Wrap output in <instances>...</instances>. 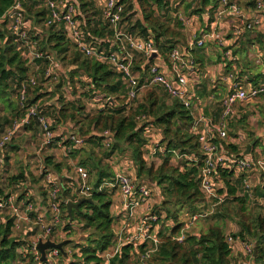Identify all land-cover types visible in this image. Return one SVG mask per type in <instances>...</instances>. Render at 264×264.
<instances>
[{
    "label": "trees",
    "instance_id": "1",
    "mask_svg": "<svg viewBox=\"0 0 264 264\" xmlns=\"http://www.w3.org/2000/svg\"><path fill=\"white\" fill-rule=\"evenodd\" d=\"M67 1L75 5L78 11L76 19L83 23L82 26L89 41L96 47L106 49L107 51L117 50L114 44L113 32L103 15V9L100 18L97 16L100 11H96L93 0ZM253 1L249 3L250 6L254 4ZM167 2L169 0H120V3L126 6L123 14V23H125L126 16L127 21L130 23L132 12L140 13V18L134 24H131V29L128 32L140 31L143 38L152 35L158 44L165 64L169 65L168 52L176 47L185 48L188 52V46H177L178 38L175 37L176 33L174 30L182 29L184 31L178 18L175 17L176 21L172 25L167 20H162L158 14V11H161L169 4ZM17 3H20L22 6L27 24L30 23V34H32L33 41L38 42V50L50 53L56 60H59L61 63L63 62L65 66L72 67V74L83 77L89 86L86 97L90 95L94 98L103 96L107 99V105L111 107L110 110L103 109L95 115L81 119V111L84 107L78 106L76 101L65 102L61 98V95L59 103L61 102L62 106L57 111L54 123L67 128V131L70 132H75L76 128L74 129V127L80 125L79 131L76 130V132L80 136L86 137L87 143L90 144L89 149H83L80 152H89V157L91 158L96 155L95 151L98 149L97 141L101 142L104 140L103 136L95 135L96 132L103 134L109 131L114 137L115 144L111 145L110 148L112 150L106 156L110 157L115 151L121 150L119 145H128L132 151L133 161L137 169V178H148L152 186L162 196L161 209L158 215L161 217V211H164L167 215V220H173V226L165 227L163 224L161 227L160 221L162 217L155 224L156 227L159 226L157 236L161 240V244L156 253L151 256L149 264H235V261H233L234 248L228 242V235L225 234L224 229L218 223L202 229L198 234L186 233V240L183 244H179L175 240L182 229L188 225L187 222L180 221L179 219L181 212L185 208L191 212L190 219L194 215L207 210L205 200L199 189V181L197 179L198 165L189 160L185 162L182 168L176 167L172 163L175 158L174 152L189 156L200 155L197 139L189 133L193 121L191 112L177 99H172V103L166 105L165 102L159 104L157 100L150 98L153 101H150L149 115H146L148 122L140 126L137 114L143 116L147 113L145 106L140 105L137 112L126 115V108L124 106L118 108L117 105L110 102V99L120 100L122 96L127 99L128 90L122 73L95 58L85 57L78 52L75 45L67 37L63 25L53 24L47 26L50 10L47 4L43 8L44 1L0 0V102H5V97H8V90L11 88V83L14 84V80L17 85L15 90L18 94L20 83L31 73V65L24 59L22 52L18 50L17 37L9 29L8 21L4 19L9 10ZM201 5L200 9L193 11V15L203 19L204 14L209 13L208 21L210 23L213 20L214 11L217 9L218 0H203ZM26 13L32 19L28 16L26 17ZM41 25L44 27V31L39 27ZM36 30L40 31L38 35L36 34ZM42 34L44 35L42 36ZM190 53L194 58H197L199 55V51H191ZM196 53L198 54L196 55ZM144 62L143 56L139 62L136 59L134 61V70L141 75V85L144 82L143 79L146 73L143 70ZM37 63L41 65V72L45 74L48 66L47 62L37 61ZM50 78L52 79L54 76ZM56 79L57 81L59 80L58 77ZM61 87L62 85L60 84L57 86L58 92H61ZM157 89V91L162 92L171 99L161 89ZM34 90L35 98L28 101L29 105L36 104L43 97V94L40 93L41 89L38 86ZM33 92L31 93L32 96ZM13 104L15 105L13 106ZM13 104L9 102V105L12 107V119L10 121L7 118L1 119L9 123L6 128L11 126L14 119L23 117L18 103L14 102ZM150 125L158 129L161 144L165 145V153L161 155L162 161L159 166H155L154 164L148 166L145 152L143 151L150 140L145 133L146 128ZM53 126L52 129L54 130ZM221 144L226 153L242 157L243 153H241L237 145L224 141ZM64 146L71 147V144L66 142ZM252 146V148H255L256 145ZM72 150L77 152L75 151L76 149ZM256 155L255 153H251L254 162L258 159ZM46 163L52 164L56 172L60 173L62 171L61 165L54 164L50 161V158H46ZM82 164L84 165V163ZM90 164L93 169H98L101 172L93 183L92 202L83 203L78 210H73L72 214L69 215L67 213V202L74 201L75 198L71 190H64L62 194L65 212L64 219L69 222L66 229L67 235L74 226H79L80 231L84 235H87L80 244L76 245L70 242L64 247L67 250L71 244H74V252L77 249L79 250V254H73L74 261L69 264H105L101 255L114 244L116 238L114 231L115 218L111 212L114 193L109 189L100 190L104 178L111 179L114 177V174L111 169H108L109 173H102L103 171L97 167L99 163L90 162ZM218 173L221 175L229 194L233 196V199L228 202L237 203L241 206L240 213H242V216L240 215L239 220L241 229L236 234L230 236L234 240L249 241L255 244L257 246V255L255 257L253 253L249 255L252 259V264H264V216H255L248 210L251 204H256L249 197H236V193L242 185V177H236L233 171H222L219 169ZM1 179L0 176V197L7 199L12 194L5 195V187L1 186ZM24 181V174L13 176L9 178V186H18L24 184ZM254 194L256 199L258 198L257 200L262 199L264 202V187H256ZM257 204L260 203L257 202ZM215 217L217 218L216 222L223 219V216L215 215ZM13 227L14 218L11 216L3 219L0 218V264H18L19 261L33 263L36 260L33 254L34 257L28 255L26 259H23L24 252L27 250L32 252L33 244L26 241V238L21 239L14 236ZM147 249V244L137 247L135 245H126L109 264H141L140 256ZM20 250H23V252H19ZM60 256L64 259L62 254ZM36 262L37 264H47L46 262L41 263L40 259H37Z\"/></svg>",
    "mask_w": 264,
    "mask_h": 264
},
{
    "label": "built area",
    "instance_id": "2",
    "mask_svg": "<svg viewBox=\"0 0 264 264\" xmlns=\"http://www.w3.org/2000/svg\"><path fill=\"white\" fill-rule=\"evenodd\" d=\"M253 5L249 7L243 6L237 0H218L217 9L214 11L213 20L210 21L206 29L200 32V37L197 38L193 31H188V52L185 48L176 47L168 52L170 64L156 63L152 61L146 69L144 82L141 85L140 73L134 70V52L143 56L146 61L152 52H157L162 57L158 44L155 42L152 35L147 38L138 37L133 32H128L123 23V14L125 12V4L120 3V0H103V15L113 32L114 44L117 48L115 51H107L106 49L96 47L84 32L83 23L77 20L78 11L73 3L67 0H48L47 6L50 10V16L47 21V26L53 24L63 25V29L67 37L75 45L78 52L88 58H95L102 63L113 67L118 72L122 73L123 80L128 90L127 101L129 103L139 99L141 94L147 87H155L165 92L171 99L179 100L184 107L191 112L193 121L189 129V133L196 137L200 155H182L179 152H174L176 158L187 157L198 165L199 189L202 194L207 210L203 213L194 215L187 227L183 228L175 240L179 244L185 243L187 230L190 225L195 222L205 219L212 215L218 207H222L228 201L233 199L225 187L221 175L218 170L233 171L236 177H242L241 188L238 189L236 197H249L255 203H264L262 199L257 200L254 194V174L261 172L260 183L264 187V157L254 162L252 156L236 157L226 153L221 142H230L238 146V138L231 137V123L235 120H240V109H244L248 105L254 104L261 98H264V83L255 86L245 85L238 79V71L235 67L236 58L232 50L228 47L226 36L228 31L233 32L236 39H240L246 33L254 32L256 29L264 30V0H254ZM209 19V13L207 14ZM175 17L181 22L185 32L193 26L195 19L192 16H187L184 13H176ZM9 29L17 37L18 50L22 52V56L29 65H34L33 72L20 83L18 87L17 103L19 109L23 113L22 118L13 120L10 127L0 135V150H5L12 143L15 137L27 126L33 122L39 125L41 132L42 148L49 147L54 144L56 133L52 129L53 122L45 116L43 110L36 104H28L31 99V93L38 86V74L41 72V65L37 61L47 62L48 66L45 71L46 79L54 76L56 80V63H59L55 57L47 52L39 51L38 42L33 41L30 34V26L27 24L25 14L20 3L15 4L6 17ZM3 19V20H4ZM40 33L36 30V34ZM213 44L222 50V63L229 70L222 75L225 82H231L229 92L220 98V103L217 106L220 108L219 119L215 121L211 117H207L203 108V99L199 95L200 85L199 78L201 71L198 67V62L190 55L191 51L200 50L207 45ZM164 61V60H163ZM145 63V62H144ZM144 65V64H143ZM170 66V67H169ZM200 66V65H199ZM215 84V82H214ZM211 95V94H210ZM214 97H208V102H214ZM198 110L201 113L198 115ZM53 121V120H52ZM139 121L143 124L148 122L146 115L139 117ZM75 129V127H74ZM152 125L146 128V136L150 138L145 151H148V156L145 155L146 161L152 160L157 153H165V148H162L159 143L152 141ZM104 137V146L109 149L114 142L113 135L106 131L102 134ZM159 136V135H158ZM69 142L72 149H81L87 144V138L80 136L75 132H68L61 135V145ZM131 167V166H130ZM115 171L111 181L103 182L100 190L108 189L109 187L117 189L123 199V208L126 221L136 220L138 228L135 233L128 234L122 229L118 234L114 244L105 252L101 258L105 264H109L126 245L147 244L148 249L140 256L141 264H149L151 256L156 253L161 240L158 238L159 226L155 224L160 220L158 214L152 213L153 195H158L162 201V196L149 183L138 184L136 181L133 168ZM136 169V168H135ZM78 175L79 189L75 190L74 198L78 202L82 198H91L93 195L92 187L89 183V173L84 167L76 169ZM137 173V169H136ZM44 185L46 190V207L45 212H35L34 204L25 202L19 205L15 195H11L7 199L0 197V213L9 211V215L14 218V231L22 229V224L29 222L31 215L36 214L34 225L41 234L40 238L44 241L50 239L55 241L54 237L58 227L64 222L65 212L63 208L62 194L64 186L61 181L51 172H43ZM157 193V194H156ZM144 212L141 214V210ZM126 223L125 225H128ZM138 233V235H136ZM39 238V239H40ZM39 239L32 243V253L36 259H40V252L37 249ZM228 242L233 246L240 247L241 253L245 256L252 255V242L234 240L230 235L227 236ZM61 253L57 249H51L47 252V264H54L61 257Z\"/></svg>",
    "mask_w": 264,
    "mask_h": 264
},
{
    "label": "rangeland",
    "instance_id": "3",
    "mask_svg": "<svg viewBox=\"0 0 264 264\" xmlns=\"http://www.w3.org/2000/svg\"><path fill=\"white\" fill-rule=\"evenodd\" d=\"M36 1H41V2L44 1L43 8H45L48 0H36ZM93 1H94V4H95V7H96V11H98V12L100 11L97 14V16L100 17V15H102L101 11L103 9L102 2H101L102 0H93ZM202 1L203 0H169V2H167L169 4L164 9H162L161 11H158V14L162 18V20H167L172 25H174V22L176 21L175 20L176 13L181 12V13H184L185 15H187V16H194L193 15V11L194 10H198V9H200L202 7V5H201ZM237 1L241 3V0H237ZM242 1H244L245 7H249L250 6L249 3H252L253 0H242ZM188 7H190V8H188ZM27 16L32 19V17H30L28 14L26 15V17ZM130 18L132 20H130V23H129L127 21V16L125 17V21H124L125 23L124 24H125V28L127 30L131 29L130 28L131 24H134L135 21H138V19L140 18V13H133L132 12V15H131ZM39 27L42 29V31H44L43 30L44 27L42 25L39 26ZM260 31H263V29H260V30L256 29L254 32L246 33L238 41H236L233 46H231V49L234 51V53H236V54L239 53V55L243 54L244 52H245L246 55L249 54L250 52H252V53L256 52L255 49H253V47L255 45L254 41H258V39L264 38V34H262V32H260ZM132 32L135 35H137L138 37H142V35L140 34L141 33L140 31H132ZM174 32L176 33L175 37L178 38L177 39V41H178L177 46L187 47L189 39L186 37V33L184 31H182V29L174 30ZM43 35L44 34H42V36ZM227 38L230 39V41H233V40H231L232 37L230 35H228ZM237 45H240L238 47V49H236ZM222 50L223 49L218 48L216 45H207V47H205V49H203V51H204V54L206 55V57L208 59L204 60V61H199L195 57L197 62H198V64L200 65V66L198 65V67L201 68L200 69L201 75L203 77H205V76L207 77L205 79L206 80L205 87L211 81L210 78L214 75V72L215 73L217 72L216 68H218L219 63L221 61H223V59H222ZM203 51H201V52H203ZM133 54H134L135 59L138 62L142 59V56L139 53L134 52ZM197 54L198 53H196V55ZM220 54H221V56H219ZM162 61H163V58L161 57V58H158L155 62L159 64ZM63 65H64V63H63ZM250 65H252V68H256L257 64L255 63V60H252V63L251 64L249 63L248 66H250ZM30 67H31V73H32L34 65L31 64ZM66 68H68V69L70 68L69 71H66L67 75H62L60 73H57L58 78H59L58 81H57V79L55 80L53 78L52 79L51 78L50 79H46L45 76H44L45 74H43V72H40L38 74V76H39V78H38V87L41 89L40 93L43 94V96L45 97L44 100H42V101L39 100L38 102H39L40 108L43 110V112H44L46 117H48L50 120L56 121L57 111L60 108V106H62L61 102L59 103V101H60L59 99H61V98H63V100L65 102L76 101L78 106L84 107V109L81 111V116H82L81 119L87 118V117L92 116V115H95L100 110H103V109L110 110L111 109V107L107 105V99L105 97H103V96H97V97L94 98V97H92L90 95V96L86 97V94L89 91V86L87 85L86 80L83 77L79 76V75H73L72 74L73 73L72 67L68 66ZM228 71H230V70H227V72ZM216 75H217L216 78L218 79V77H219L218 75L219 74H216ZM262 76L264 77V74H262ZM248 80L251 81V79H248ZM13 82H14V84H12L10 82L11 83V88H10V90H8V97H5V102L4 103L0 102V123L2 121L1 119H5V118H2V113L4 112L3 109H7L9 111V113H11L12 112V109H11L12 107L9 105V102H10V104H13L14 102L15 103L17 102V91L15 90V87L17 85H16V81L15 80ZM260 83L261 82H258L257 84H260ZM59 84L62 85V87L60 89L61 92H58V90H57V86ZM207 88H205L204 91L200 88L202 90V93H201L202 96L200 95V97L203 99V101L204 100L208 101L207 97H209V95H206L208 93ZM157 90L158 89L155 88V87H147L145 89V91L142 93V95L140 96V98L138 100L134 101V102H131V103H129L127 101L126 97H123V96L120 98V100L113 99L112 102L115 105H117L118 108H121L122 106H124L126 108L125 109L126 115L134 114L139 109V106L143 105V106H145V108L147 110V113H145V112H143V113H145L144 115L148 116L149 115L148 110L150 108V101H153L151 99L157 100L159 102V104L165 102L166 105H169V104L172 103V99H169L165 94H163L162 92L157 91ZM61 95H62V97L60 98ZM34 98H35V92H33V96L31 95V100L34 99ZM216 100L218 101V104H219L220 103V99L217 98ZM14 105L15 104H13V106ZM260 107H261L260 111H262L264 109V106L261 105ZM254 108H255V106L248 105L246 111L249 112V113L247 115H244V117H246V118L243 117L240 120V122L234 123L232 125V127H231V135H232L231 137L235 138V136H236L239 140L241 139V141H242L241 144L239 145L240 146L239 149H240L241 153H244V151L247 149V147H248L247 145L249 143H253L254 142V137L256 136V133H257L256 130L254 129V127L252 126L250 120H248V116L252 115V113H253L252 111H253ZM215 110H218V106L215 107ZM10 115H11L10 116L11 118L10 117H6L8 119V121H10L12 119L13 113L10 114ZM262 115L264 116V114H262ZM141 116H140V114H137V119H139V117H141ZM138 123H139L140 126L143 124L142 122H139V120H138ZM3 124L6 125V126L9 125V123H6L4 121H3ZM33 125H35L36 128H38V130H39V125L36 122H34ZM260 125H261L262 129H264L263 128V126H264L263 123H260L259 126ZM58 126H59L58 124L54 123L53 127H54V131L55 132L58 131ZM76 126H77L76 130L79 131L80 125H76ZM38 130H37V133H39V137H40L41 133H40V130L39 131ZM158 132H159L158 129H154V131L152 132L151 140L159 143V145H161L162 148H165V145L161 144V137L158 136ZM1 134L2 133L0 132V135ZM239 134H242V135H239ZM95 135H99L101 137L102 133L101 132H96ZM37 140H38V137H37ZM103 141L104 140H102L101 142L97 141L98 142V146H97L98 149H97V151H95V153H96V155H95L96 158L95 159L96 160L99 159V156H100V158H103V159H110L111 158L110 160L112 161V164L114 162V166L119 165L121 162H123L125 160L133 161L132 151L128 147V145H126V144L119 145V148L121 150L115 151L110 157L106 156L107 154H109L111 152L112 148L107 150V148L104 146V142ZM114 144H115V140L113 142V145ZM89 147H90V144L87 143L82 149H78L76 151L80 153V150H82V151H83V149L87 150V149H89ZM255 147H258V145L255 146ZM36 148H38V147H36ZM258 148H260V147H258ZM262 149L264 151V146H262ZM143 151L145 152V155L148 156V153H147L148 151H145V150H143ZM31 152H33V151H31ZM97 153H98V155H97ZM161 155H162L161 152L157 153V155L152 160L147 162L148 163L147 165L150 166V165L154 164L155 166H159L161 161H162ZM113 157H114V159H113ZM62 158L67 159L64 156V154H62ZM188 160L189 159L187 157H183V158H176L175 157L173 159L172 163H173L174 166L182 168L183 165L185 164V162H187ZM257 161H258V159H257ZM132 163L135 165L134 161ZM71 164L73 165V167H76V164H79V161H75L74 162V160H73V163H71ZM3 169L0 168V172H1L2 175L6 176V173H5V171ZM99 169H101V168H99ZM111 169H112V167H111ZM107 170H108V166H107ZM88 173H89V178H90L89 179V183H90L91 187H93V183L97 179V175L94 174V176H93V172H91V171H89ZM135 175H136V181H137L138 184H146V183L148 184L149 183L150 186L152 185L151 182L148 180V178L145 177L143 179H138L137 178V173ZM33 180L36 181V178L33 177ZM32 186H33L32 188H35V186H37V185L34 184ZM3 187H5V186H3ZM27 187L31 188L30 182H27L26 185L22 186L20 189H16V188L14 189L12 187L11 189L15 193L14 192L12 193V190H11V192L7 193L6 189H5V195L12 193V194L17 195L18 199L19 198L21 199L23 197V195H24L23 193H25V191L27 190ZM75 189L76 190L79 189V184L77 182L75 183ZM108 189L111 190L114 194H116V190H114L113 188L109 187ZM44 191L46 192V190H44ZM39 192L42 193L43 190L39 189ZM152 203H153L152 208H151L152 209V213L153 214L154 213L158 214L159 210L161 209V203H162V201L159 199L158 195H155V194L153 195ZM248 208H249L248 210H250V212L253 215H255V216H257V215L264 216V203L251 204V206H249ZM174 210H175V208H174ZM8 212L9 211H4L3 213H0V218L3 219L5 217H7V216H10ZM161 212H162L161 213L162 219L160 221V226L162 227L163 224L165 225V227L173 226V220H171V219L167 220V215L165 214V212L164 211H161ZM240 212H241V206L240 205H238L237 203L228 202L223 207H218L216 209V211L212 215H209L205 219H201L200 221L195 222L194 224L190 225V229L187 231V233L198 234L202 229H206V228L212 226L213 224L218 223L224 229L226 235H234L237 232H239L240 229H241V226L239 224V220H240V215L242 216V213H240ZM215 215H219L221 217L223 216V219L216 222L217 218L215 217ZM190 217H191V212L187 208H185L181 212L179 219H180V221L187 222V224H188ZM26 225L27 224H25L23 228L25 230H28L29 226H26ZM68 225H69V222L66 219H64L63 224L60 227H58L56 232L59 233V232H61V230L66 232V229H67ZM13 232H14V236H16V237H19L21 239H25L26 238L22 234V232H20V230L19 231H13ZM68 233L69 234L66 236L67 239L68 240L69 239L73 240L71 242L76 244V245L80 244L83 241V239H85L87 237V235H84L80 231V227L79 226H74L71 229V231H69ZM33 235H34V233H33ZM79 236H82V237H81L79 243H77V242L74 241V239L78 238ZM31 241L28 240V242H31ZM74 244H71L68 247V249L66 250L68 252L69 257H67V258L64 257V259H62V257H60L56 261V263H54V264H69L70 262H73L74 261L73 254L74 253L79 254V250L78 249L75 250V252H74V250H73L74 249ZM19 252H23V250H20ZM32 254H33L32 252H29L27 250L26 252H24V256H23L24 258L23 259H26L28 257V255H30V257H34L35 255L33 254L34 255L33 256ZM233 254H235V253H233ZM36 260L33 262L34 264H37ZM233 261H235L234 262L235 264H238V262H240L241 264H252V259L250 258V256L249 255L245 256L243 253H238L237 255H235ZM33 263H31V264H33ZM18 264H30V262L27 261L25 263L23 261H19Z\"/></svg>",
    "mask_w": 264,
    "mask_h": 264
},
{
    "label": "crops",
    "instance_id": "4",
    "mask_svg": "<svg viewBox=\"0 0 264 264\" xmlns=\"http://www.w3.org/2000/svg\"><path fill=\"white\" fill-rule=\"evenodd\" d=\"M102 2V1H101ZM241 4L243 6H245L244 1L241 0ZM208 13L204 14V18H200L199 16H192L194 17L195 20L193 22V26L190 27L186 32L184 30V32L186 33V37L188 36L187 32L188 31H193L197 38L200 37V32L204 29H206V27L209 24L208 21ZM262 32V34H264V30L260 31ZM228 35H230L232 38L230 41V39L227 38L228 40V47L230 50L231 46L234 45V43L236 41H238L239 39H236L233 36V32L232 31H228L227 30ZM258 39V38H257ZM254 47L253 49H255L256 52L252 53L250 52L249 54H245V52L243 54L237 53L234 54L235 58H236V63H235V67L237 68L238 71V79L244 83L246 86L247 85H252L255 86L257 85L258 82H261L260 84L264 83V77L262 76V74H264V38H260L258 39V41H254ZM209 45H213V44H209ZM240 45H237L236 49H238ZM207 47V46H206ZM205 49V48H203ZM203 49L200 50H196L199 51V55L197 57V59L199 61H204L207 60L208 58L206 57V55L204 54ZM245 49V48H244ZM195 51V50H194ZM203 51V52H201ZM233 51V50H232ZM193 52V51H192ZM234 53V51H233ZM241 53V52H240ZM191 55V53H190ZM221 56V54L219 55ZM247 58V59H246ZM222 60V59H221ZM252 60H255L256 68H252V65L248 66V64L252 63ZM59 62V60H57ZM164 61H162L161 63H163ZM229 67L230 66V63ZM68 67V66H66ZM65 66L63 67L62 63H56V69H55V73L56 76L58 77L57 73H60L62 75H67L66 71H69L70 68H66ZM228 70V69H227ZM226 67L223 65L222 61L219 63L218 68H216V73L214 72V77L210 78L211 81L209 82V84L206 85L205 87V83H206V76L203 77L198 76L199 78V85L200 88L204 91L205 88H207L208 93L206 95H209L214 97L215 101L214 102H208L207 100L203 101V112L207 117H211L213 118L215 121H217L219 118V113H220V108L218 107V110H215V107H217L218 101L216 100L217 98H223L227 92H229L230 88H231V82H225L223 80V77H221L222 75L227 73ZM216 74H219L218 79L216 78ZM253 77V78H252ZM245 78V79H244ZM209 79V80H210ZM248 79H251L248 80ZM205 80V81H204ZM215 82V84H214ZM200 89V90H201ZM199 90V95L202 96V90ZM210 92V93H209ZM211 94V95H210ZM44 96L40 99L41 101L44 100ZM208 98V97H207ZM206 99V98H205ZM264 106V98L259 99L258 101H256L254 104L250 105V106H255V108L253 109V113L252 115L248 116V120H250L252 126L254 127V129L256 130V136L254 137V142L253 143H249L248 145H251V149L250 151H252L251 153H255L257 154L258 157V161L261 160L264 157V151L262 149V146H264V129H262L261 125L259 126L260 123H263L264 125V116L262 114H264V109L262 111H260L261 107L260 106ZM247 107H245L244 109H240V120L244 117V115H247L249 112L246 111ZM3 113H2V118H6V117H10L12 114L9 113V111L7 109H3ZM262 112V113H261ZM201 113V110H198L197 114L199 115ZM246 118V117H244ZM51 122L54 121L50 120ZM239 120H235L231 123V125H233L234 123H238ZM8 126V125H7ZM6 125L3 124V121H1L0 123V132L3 133L7 127ZM2 127V128H1ZM232 127V126H231ZM76 128V127H75ZM264 128V126H263ZM38 128H36L35 125H30L25 127L13 140V142L8 146L7 149L5 150H0V168L3 169L6 173V176L2 175L0 172V176H1V186H5L6 192H11V186H9V178L13 177V176H17L20 174H24L25 176V183L24 184H20L18 186H13V188L15 189H20L22 186H25L27 182H30L31 184V188L27 187V190L25 191V193H23V197L19 200L17 195L12 194L14 191L12 190V195L16 196V200L17 203L19 205H23L25 202L28 203H32L34 204L35 207V212L37 213H43L45 212V207H46V192L45 190V185H44V179H43V172L48 170L51 171L60 181L61 184L64 186V190H71L73 197L76 195V189H75V183L78 182V175L76 173V169L78 167H84L88 172L91 171L93 172V176L94 174L99 175V170L97 169H93L92 165L90 164V162H94V163H99L98 167L101 168L100 170H102V173H109V170L106 172L107 170V166L108 169H111L112 167V172L113 174H115V171L117 170H125V169H129L133 168V172H135L136 174V169H135V165L132 163L133 161L131 160H125L123 162H121L119 165L114 166V162L112 164V161L110 159H103L100 158L99 159H95L96 157H89V152L85 153V152H74V150H69L68 147L66 146H62L61 143V135L64 133H67V128L63 127V126H58V131L55 132L56 133V138H55V142L53 145L49 146V147H44L42 148V139H41V135L39 137V133H37ZM231 130V129H230ZM39 131V130H38ZM69 132V131H68ZM41 133V132H40ZM242 135V134H239ZM38 137V140H37ZM237 138V137H236ZM241 140V139H240ZM242 141L239 142L238 147L240 148V144ZM260 142V143H259ZM259 143V144H258ZM247 145V146H248ZM252 145H258V147L252 148ZM38 147V148H36ZM33 151V152H31ZM76 151V150H75ZM62 154H64V156L67 158H62ZM46 158H50V161H52L54 164H60L62 167V171L60 173L56 172L53 168L52 164H48L46 163ZM114 159V157H113ZM75 161H79V164H76V167H73V165L71 163H73ZM82 161V162H81ZM84 163V165L82 164ZM7 168V169H6ZM106 169V170H105ZM94 170V171H93ZM261 173V172H260ZM258 171L255 172L254 174V186L258 187L261 186L260 183V174ZM136 176V175H135ZM33 177L36 178V181L33 180ZM7 178V179H6ZM67 179V180H66ZM112 178H104V182L106 181H111ZM36 184L37 186H35V188H32L34 185ZM8 189V190H7ZM39 189L43 190V192H39ZM15 193V192H14ZM26 200V201H25ZM76 201V199L74 200ZM35 202V203H34ZM111 212L112 215L115 218V224H114V231L115 234H118L122 229H125L124 232L128 233V234H132L135 233L136 229L138 228V223L136 220H130L129 222L126 221V217H125V212H124V208H123V199L119 193V191L116 189V194H114L113 196V205L111 208ZM144 212V210H141V214ZM36 214L31 215L33 218H35ZM31 217L29 222H26L24 224H22V229L20 230V232H22V234L26 237V241L28 240H32L31 242L34 243L36 242L41 234L39 233V231L36 229L35 225H34V219ZM126 223H129L128 225H125ZM27 224L26 226H29L28 230H25L23 227L24 225ZM29 232V233H28ZM34 233V235H33ZM32 234V235H31ZM136 235H138V233H136ZM67 232L61 230V232L55 234V241L61 242L65 239H67ZM28 238V239H27ZM235 254H233V256L237 255L238 253H241V249L240 247H236ZM238 264H241L240 262H238Z\"/></svg>",
    "mask_w": 264,
    "mask_h": 264
},
{
    "label": "water",
    "instance_id": "5",
    "mask_svg": "<svg viewBox=\"0 0 264 264\" xmlns=\"http://www.w3.org/2000/svg\"><path fill=\"white\" fill-rule=\"evenodd\" d=\"M157 58H160V55L157 52H152L151 55L147 58V60L145 61L144 65H143V69H146L148 67V65L156 60ZM110 102H112V99H110ZM113 103V102H112ZM251 145H248L247 149L244 151L243 155L244 156H251ZM85 202H92L91 198H82L80 201L78 202H74V201H68L67 202V213L69 215L72 214L73 210H78L80 208V206L85 203ZM82 236H79L78 238L74 239L75 242L79 243L80 239ZM71 241V239H65L61 242H54L51 241L50 239H47L46 241H44L42 238L39 239V242L37 244V249L40 252V262L41 263H45L48 261V257H47V252L51 249H57L60 251V253L64 256V257H69L68 252L65 250V246L67 244H69ZM253 254L254 257L257 255V246L254 244L253 246Z\"/></svg>",
    "mask_w": 264,
    "mask_h": 264
}]
</instances>
